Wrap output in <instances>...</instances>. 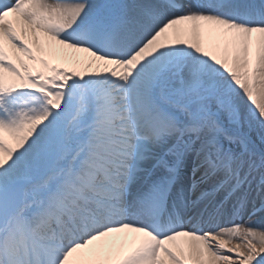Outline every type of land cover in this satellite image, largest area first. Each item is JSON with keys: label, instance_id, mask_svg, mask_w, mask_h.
Here are the masks:
<instances>
[{"label": "snow or ice", "instance_id": "6c2138e0", "mask_svg": "<svg viewBox=\"0 0 264 264\" xmlns=\"http://www.w3.org/2000/svg\"><path fill=\"white\" fill-rule=\"evenodd\" d=\"M0 264H264V0H0Z\"/></svg>", "mask_w": 264, "mask_h": 264}, {"label": "bare ground", "instance_id": "6f19581e", "mask_svg": "<svg viewBox=\"0 0 264 264\" xmlns=\"http://www.w3.org/2000/svg\"><path fill=\"white\" fill-rule=\"evenodd\" d=\"M191 184V183H190ZM189 187H191V185L189 186ZM199 194V193H198ZM253 195H255V194H253ZM257 202H259V201H257Z\"/></svg>", "mask_w": 264, "mask_h": 264}]
</instances>
